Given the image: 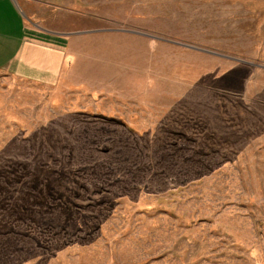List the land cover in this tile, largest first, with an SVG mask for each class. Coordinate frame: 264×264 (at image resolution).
I'll use <instances>...</instances> for the list:
<instances>
[{
    "label": "rangeland",
    "instance_id": "374dc122",
    "mask_svg": "<svg viewBox=\"0 0 264 264\" xmlns=\"http://www.w3.org/2000/svg\"><path fill=\"white\" fill-rule=\"evenodd\" d=\"M70 36L0 72V264H264V0H13Z\"/></svg>",
    "mask_w": 264,
    "mask_h": 264
},
{
    "label": "crops",
    "instance_id": "0c3cea01",
    "mask_svg": "<svg viewBox=\"0 0 264 264\" xmlns=\"http://www.w3.org/2000/svg\"><path fill=\"white\" fill-rule=\"evenodd\" d=\"M70 39L29 24L13 0H0V72L53 83L66 64Z\"/></svg>",
    "mask_w": 264,
    "mask_h": 264
}]
</instances>
